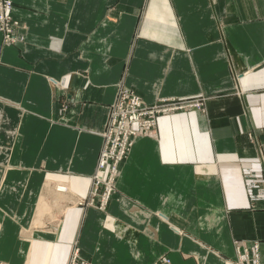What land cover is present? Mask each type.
I'll return each mask as SVG.
<instances>
[{
  "label": "crops",
  "instance_id": "1",
  "mask_svg": "<svg viewBox=\"0 0 264 264\" xmlns=\"http://www.w3.org/2000/svg\"><path fill=\"white\" fill-rule=\"evenodd\" d=\"M12 3L0 264H67L73 247L89 264H235V243L257 244L264 264V0ZM119 85L146 104L203 109L164 115L135 140L105 212L87 203L31 228L48 180L86 201Z\"/></svg>",
  "mask_w": 264,
  "mask_h": 264
},
{
  "label": "rangeland",
  "instance_id": "2",
  "mask_svg": "<svg viewBox=\"0 0 264 264\" xmlns=\"http://www.w3.org/2000/svg\"><path fill=\"white\" fill-rule=\"evenodd\" d=\"M17 28L18 27L13 28V30L9 28L11 31L7 32L6 34L9 35L11 38L15 37V31L17 30ZM6 31H8V30H6ZM2 32L3 31H0V33L4 37L5 34ZM120 88L122 89L125 87L119 85V86H117L116 91H118ZM127 90L131 93V96H125L123 100H120V104H118L117 107L115 108L117 113L111 112V110H112L111 106L113 105V103L116 99H114V101L108 106L107 112H106V119H105V122L103 124L102 130L100 131V133L102 131L106 132V126H107L110 118H111V120H113V117H115L114 123L115 122L116 123H115L113 130L111 131V135H110L111 138L108 140L106 148H107V151H108L109 157H110L109 158V165L111 167L110 171L112 170V168L115 167L117 169L118 173L120 171V167H121L122 163L125 161L127 156L124 154L122 156V159L119 162H116L115 156L117 155V151L120 150V146L122 145V143H125V141H124L125 136L128 135V133H130V132L132 133L136 130V131L146 132V133H150V134H155L157 123H158V120L160 117L167 115V114H171L173 112H177V111H181V110H185V109H191V108L186 107L184 109L177 110V111H174V109H172V110H168L167 112H164L163 106L162 107H156V106H158L157 104H159V105L161 104L160 101H167L169 99H158L153 104H146L143 102L141 97L136 92H134L133 90H130V89H127ZM116 95H117V92H116ZM116 95H115V98H116ZM135 97H136V99H139L144 104V107L141 104V106H139L138 108H135L136 105H133V103H134L133 98H135ZM196 100H198V99H196ZM176 101H179V100H176ZM189 101H191V100H186V102H189ZM192 101H194V100H192ZM180 102L182 103L185 101L182 100ZM121 105L123 107H121ZM200 106L201 107L199 109H197V108H195V109L200 110V111L203 109L202 108V106H203L202 100L200 101ZM60 110L63 113V115H64V112L68 111L66 106H61ZM133 112L139 116V121H138L139 124H142L146 121H150L154 125L151 128H142L140 125L139 128L136 127L135 129L133 128L134 126L127 124V123L125 124V126H123L125 123L124 122L125 118L129 117V116L131 117V114H133ZM110 114H111V117H110ZM62 118H65V116H62ZM125 131H127V132H125ZM99 136L101 137L100 134H99ZM101 140H102V138H101ZM135 140H133V144H134ZM133 144H132V146H133ZM127 146H128V143H127V145L125 143L124 152H125V150L128 149V148L126 149ZM132 146L130 147L129 151H127L128 153L130 152ZM101 148H102V144H101ZM100 151H101V149H100ZM98 157H99V155H98ZM10 168H11V165L7 164L6 169H10ZM106 173H107V169H106L105 174L102 175V179H101L104 182H105V180L108 181L109 176H110V174L106 175ZM117 175H119V174H117ZM6 179L9 180V174H7ZM91 179H92V177H91ZM116 179L117 178L115 177L113 185H115ZM48 181L49 182H45L44 187L42 188V193L40 194L39 199H38V203L35 207V213H34L35 216L32 219V222L30 224L31 228L41 227V226L45 225L47 222H51V223L55 222L57 224L58 222L56 221V218H57L58 214H65L68 209L70 210V208H73V207L83 206V205H86L87 203H88L87 204L88 206H90L89 204L92 202H93V204L97 205L100 203V201L102 200V197L106 193L105 186L107 183L98 182L93 189V184H95V183L92 180L91 186L89 189V193H88V196L86 197V201H85V199L82 198L81 196H77L76 194L72 193L66 184H62V182H56V181L52 182L51 180H48ZM111 191H112V189H111ZM97 206H99V205H97ZM98 208H97V210H99ZM106 208H107V206H106ZM106 208H105V211H106ZM51 209H52V211H51ZM105 211H101V212H105ZM22 231L26 235L31 234V232H28L26 229H23ZM76 248L77 247H73V249H76Z\"/></svg>",
  "mask_w": 264,
  "mask_h": 264
},
{
  "label": "built area",
  "instance_id": "3",
  "mask_svg": "<svg viewBox=\"0 0 264 264\" xmlns=\"http://www.w3.org/2000/svg\"><path fill=\"white\" fill-rule=\"evenodd\" d=\"M18 23L19 22L14 21L12 16H11V8H10L9 0H0V31H3L2 33L5 34L6 38L13 40L14 37L11 38L6 33L11 31L10 29L13 30V28L19 27ZM6 30H8V31H6ZM125 96H131V93L127 90V88H122V89L120 88L117 91V95L115 98L116 100L114 101L113 105L111 106L112 107L111 108L112 113H117L115 108L117 107L118 104H120V100H123ZM133 102H134L133 105H136L135 108H138L139 106H141V104L144 107V104L139 99H136V97L133 98ZM160 102H161L160 105L157 104L158 106H156V105L155 106L156 107H162L163 106L164 112H167L168 110H172V109H174V111H177V110H181L182 108L184 109L186 107L187 108H197V109H199L201 107L199 100H194V101L191 100L189 102L185 101V102H182L183 104L180 101H176V100H167V101H160ZM121 107H123V106L121 105ZM110 117H111V114H110ZM114 121H115V117H113V120H111V118H110V120L106 126V132L102 131L101 133H99L101 135V138H102V148H101V151L99 153L95 172L92 176L93 182L95 183V184L92 183L93 189H94V187L96 186V184L98 182H104L103 180H99V178H98L99 175L105 174L106 169H107L106 175L110 174L109 180L108 181L105 180L104 183L111 184L112 185L111 189L113 192L111 191L112 193L109 194V192H107V188L105 186L106 193L102 197V200L100 201V203L97 204V205H99V207L101 209H104L108 205L110 198L115 191V185H113L114 179H115V177L117 178V176H118L117 174H119L115 167L112 168V170L110 171V169H111V167L109 165V158L110 157H109V153H108L107 148H106L108 140L111 138V136H110L111 131L113 130L115 123H116V122L114 123ZM138 121H139V116L133 112V114H131V117L129 116V117L125 118V121H124L125 123L123 126H125V124L127 123V124L134 126L133 128L135 129L136 127L139 128L140 125L142 128H151L154 125L150 121H146L142 124H139ZM125 132H127V131H125ZM149 135H150V133L136 131V130L132 133L131 132L128 133V135L125 136V140H124L126 145L128 143V146L126 147V149L127 148L128 149L125 150V152H124L125 143H122V145L120 146V150L117 151V155L115 156L116 162H119L122 159V156L124 154L126 156L128 155L127 151H129L130 147L132 146L133 140H135L138 137H144V136H149ZM236 248H238V249L236 252L237 261L235 264H260L259 247L257 244H253L251 249H249L245 245L237 246V243H236ZM76 252L77 251H73L72 253H76ZM72 253L70 252V254H69L67 264H89L88 261H86L85 259L82 258V256L80 255V251H79V257L76 256L75 258H73V255H76V254L72 255Z\"/></svg>",
  "mask_w": 264,
  "mask_h": 264
},
{
  "label": "bare ground",
  "instance_id": "4",
  "mask_svg": "<svg viewBox=\"0 0 264 264\" xmlns=\"http://www.w3.org/2000/svg\"><path fill=\"white\" fill-rule=\"evenodd\" d=\"M9 2H10V8H11V12H12V9H13V3H12V1L11 0H9ZM12 16V15H11ZM14 21H16V22H18V20H16V19H13ZM5 39H6V41H9V42H15L16 40H15V38H13V40H10V39H8V38H6V36H5ZM8 39V40H7ZM183 109V108H182ZM98 176V175H97ZM98 178H99V180H101L102 179V175H99L98 176ZM93 180V177H92V179H91V181ZM106 188H107V192H109V194L111 193V184H106ZM56 200V199H55ZM68 201V200H67ZM93 205V204H92ZM91 205V203H90V206H92ZM60 206V205H59ZM99 207V206H98ZM106 208V207H105ZM105 208L104 209H101L100 207L98 208L100 211H105ZM48 210V209H47ZM51 211H52V209H51ZM237 246H241V244H237ZM234 249H235V251L237 252V249L238 248H236V243H235V245H234ZM73 251H77L76 253H72ZM72 255L73 254H76V255H73V258H75L76 256L77 257H79V250H78V248L77 249H73L72 250ZM237 256V255H236Z\"/></svg>",
  "mask_w": 264,
  "mask_h": 264
}]
</instances>
